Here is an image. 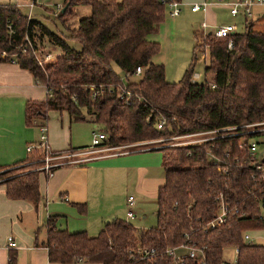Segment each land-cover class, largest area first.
Returning a JSON list of instances; mask_svg holds the SVG:
<instances>
[{"label":"trees","instance_id":"trees-1","mask_svg":"<svg viewBox=\"0 0 264 264\" xmlns=\"http://www.w3.org/2000/svg\"><path fill=\"white\" fill-rule=\"evenodd\" d=\"M76 4L88 5L90 12L70 26L65 21ZM62 7L56 18L67 29L66 37L79 44L78 49L39 20L27 18L15 3H0V61L14 56L19 67L45 86L43 100H26V123L44 121L49 110H65L73 121L99 125L106 135L101 145L108 146L228 126L243 132L157 148L163 181L156 189L153 226L137 228L113 218L95 235H88L84 230L57 228L54 215L48 216L44 240L47 259L63 263L171 264L165 249L192 243L202 248L206 264H225L221 258L225 246L237 247L233 264H264V242L242 239L244 229L264 227V218L259 217L260 206L253 197L257 193L253 190L259 187L249 176L252 169L241 166L248 141L264 132H246L242 127L264 121V31L254 30L245 20L244 30L231 34V48L226 47V37L205 33L207 61L203 70L209 79L192 80L193 52L181 78L167 81L163 65L151 60L159 49L158 42L147 39L164 17L166 8L160 0H63ZM25 34L37 51H43L47 40L59 48V53L39 65L27 45L24 52L21 50L26 44ZM112 63L123 71L126 82ZM136 66L141 67L140 74L136 80H128ZM90 85L108 86L112 91L91 97ZM118 85L130 92V100L117 97ZM160 120L161 128L157 129ZM224 150L229 151L228 156L222 155ZM34 151L32 161L41 164L43 153L33 148L24 160L10 166L16 169L0 181L7 198L38 202V173L42 169L18 167ZM210 155L219 161L214 163ZM217 166H224L226 172ZM3 169L8 167L0 166ZM218 194L237 212L229 213L224 223L209 227L206 222L216 211ZM142 246L154 248L151 258L139 259L135 251ZM14 263L15 251L9 250L6 264ZM182 264L197 263L185 258Z\"/></svg>","mask_w":264,"mask_h":264},{"label":"crops","instance_id":"crops-1","mask_svg":"<svg viewBox=\"0 0 264 264\" xmlns=\"http://www.w3.org/2000/svg\"><path fill=\"white\" fill-rule=\"evenodd\" d=\"M199 1L179 0V11L184 4L191 13L202 14L200 23L205 21V25L198 24L199 29L196 31L199 40L200 35L209 32L214 25L231 24L227 21L215 22V9L224 10L232 20L239 17L236 24L232 22L234 31L240 26V19H247L254 30L255 23L264 20V7L258 5L253 6L251 14L245 18L240 14L231 15L225 3H208L204 9L191 10L190 6ZM167 30L168 26L162 27L160 21L156 30L147 35V39L158 42L162 32ZM158 53L159 49L151 57L152 62L159 63ZM43 92L45 97V86L37 82L28 70L19 67L16 62L0 61V166L7 168L24 160L28 155L26 146L36 142L39 121L26 123L24 106L28 99H42ZM77 121L87 122L86 128L89 129L91 122L73 121L65 110L47 112L43 122L51 151L61 152L80 147L75 133L79 126L77 124H80L75 123ZM160 159L157 148H145L87 158L80 163L73 159L62 160L49 172L42 170L38 173L40 198L35 204L23 199L7 198L4 186L0 183V264L7 263L9 250L15 251L14 264H100L49 261L44 246L47 217L54 215L57 228L84 230L88 235H95L105 222L113 218L129 222L139 213V219H143V206L155 205L156 189L163 181ZM127 195L133 197L131 209L134 215L130 218L125 215ZM119 211H124V215L116 216ZM8 235L13 237L14 247H7Z\"/></svg>","mask_w":264,"mask_h":264},{"label":"rangeland","instance_id":"rangeland-1","mask_svg":"<svg viewBox=\"0 0 264 264\" xmlns=\"http://www.w3.org/2000/svg\"><path fill=\"white\" fill-rule=\"evenodd\" d=\"M29 0H0V3H16L20 8L21 12L27 13V7L24 6V3L28 2ZM63 0H35L31 7V18L39 20L42 24H44L51 32L55 33L58 36H61L63 39L66 40L68 44L73 46L74 48L78 49L79 44L76 41L71 40L70 38L66 37L67 29L61 22L53 15L51 12L52 4L59 2L62 3ZM46 9H45V8ZM71 14L69 15L68 19L65 23H68L70 26H74L77 23L78 18L88 15L90 12V8L86 4H76L71 6L70 8ZM215 22H235L236 19L228 18L225 14L224 10L215 9ZM202 14L199 12L191 13L189 11V7L185 6L184 4L180 6L179 13L174 16L170 17L167 13V10L164 11V17L162 19V27L168 26V30L162 32L160 35V39L158 41L159 46V53L157 59H159V63L163 65L164 68V76L167 81H176L183 75L184 70L188 67L189 63L191 62V56L194 52L196 55V59L192 65L191 75L193 76L194 81L200 82L203 81L204 78L209 79V74L204 73V65L207 61V50L203 44L204 35H199L196 30L199 29L198 24L202 21ZM247 20V19H246ZM205 22V21H203ZM236 32H240L244 30V23L245 20H239ZM234 24V23H233ZM254 28L258 31H264V20L260 22H256ZM197 39V41H196ZM199 40V41H198ZM50 49L54 54L59 53V48L50 43L49 41L44 42V49ZM194 48V49H193ZM112 68L115 72L119 75L123 82H126L125 75L123 71L115 64L112 63ZM128 80H136L137 76L130 75L127 77ZM44 98V92H43ZM42 98V99H43ZM40 99V100H42ZM75 123L79 125L75 131L76 135L78 136L79 145L84 146L82 149L89 148L90 140H91V132L94 128L96 130L99 129V125L92 126V123L89 124V129L86 128L87 122L77 121ZM82 123V124H81ZM88 133V135H86ZM89 141L87 142V140ZM186 138L177 137V135H169L165 137H157L154 139H149L145 141L139 142H127L118 144L114 149L109 151H102L100 153H93V154H78L79 152L76 150H67L58 152L55 155L58 157L52 162H60L62 160L73 159V161L80 157H90L91 156H99L103 153H112L118 152L119 150H128V149H145L151 148L155 149L161 146L166 145H179V142L185 140ZM251 140L257 141L259 143L264 142V132L255 135L251 138ZM258 150L260 147L258 146ZM40 151V150H35ZM30 154V156L23 162V166L18 167H26L31 170H38L41 169L43 162L40 164L39 162L32 161L34 158V153ZM80 163V162H79ZM9 169V170H8ZM8 169L0 170V181L6 176H8L15 167H8ZM9 173V174H8ZM159 173L162 175L161 169H159ZM8 174V175H6ZM106 205L109 206V203L106 202ZM155 208L156 205L147 204L143 206V211L145 213V217L143 219H139V213H136V217L129 222L136 226V227H150L155 224ZM124 212V211H123ZM123 212L119 211L116 213V216L124 215ZM114 216V215H113ZM243 231H247V234L252 237L253 243H262L264 242V227L261 228H247ZM242 231V233H243ZM46 238V237H45ZM175 253H178L179 250L182 252H186V247H176ZM221 258L225 264H233L235 260V252L233 246H225L221 252Z\"/></svg>","mask_w":264,"mask_h":264},{"label":"built area","instance_id":"built-area-1","mask_svg":"<svg viewBox=\"0 0 264 264\" xmlns=\"http://www.w3.org/2000/svg\"><path fill=\"white\" fill-rule=\"evenodd\" d=\"M161 3L165 5V8L167 10V13L170 17H174L178 14L179 12V0H160ZM15 3V2H14ZM35 3V0H29L28 2L24 3V6L27 7V13H25L26 17L29 18L31 17V7ZM208 3H225L228 8H229V13L231 15L235 14H240L243 17H247L251 14V8L255 5L264 7V0H232L229 2H224L223 0H200L199 2H195L190 6L191 10H197V9H204L205 5ZM18 9V5L15 3ZM52 9L51 12L55 17L61 12L62 9V3L56 2L51 5ZM21 11V10H20ZM201 26H204V22L200 23ZM234 31V25L232 24H217L212 27L210 30V33L213 36L217 37H226L227 42H226V47L231 48L232 46V36L231 34ZM204 35V34H202ZM23 41H25L26 44L23 45L21 50L24 52L25 47L27 45V48L30 49L32 55L34 56L36 62L41 65L45 61H50L54 59V53L48 48L44 49L42 52L37 51V49L32 45L31 41L25 34L23 36ZM2 55L4 52L1 53ZM9 61L15 62L14 56H11L9 58ZM141 72V67L136 66L132 72L133 76H138ZM89 91L91 92V97H95L102 91L106 90L107 92H111V88L108 86H95V85H90L88 87ZM117 91V97L122 99L123 101H128L130 100L131 94L130 92L124 87V85H118L116 88ZM162 121H158L156 123V128H161ZM94 126H96L94 124ZM242 127L245 128L246 132H256V131H263L264 130V121H258V122H253V123H248L244 124ZM235 127L228 126V127H223L220 129H208V130H201V131H194V132H189L185 134H180L177 135V137L181 138H186L185 140L179 142V144H187V143H194V142H200L204 140H209L213 139L218 136H226V135H232V134H238L243 131H233ZM37 129H38V137L35 143L33 144H28L26 146V151H30L33 148H40L42 153H43V165L41 167L42 170L49 172L50 167H54L57 163L59 162H52V160L56 159L58 155H55L57 153H53L49 149L48 143H47V134H46V126L45 123L38 122L37 123ZM91 140L89 144V148L87 149H79L77 150L79 153L78 154H93V153H100L102 151H109L111 149L116 148L117 146L120 145H114V146H108V145H101L102 140L106 137L105 133L101 131L100 129L96 130L94 128L91 132ZM242 143H238V147H241ZM258 146L260 147V150H258ZM131 150H138L137 148L135 149H126V150H119L118 152H112V153H103L101 155H108V154H116V153H126ZM99 155V156H101ZM223 156H228L229 151L224 150L222 152ZM264 155V142L259 143L254 140H249L247 143L246 147V156L242 158V165L243 167L246 168H251L252 171L250 173V178L252 179V183L256 184L259 187V189H254L253 191H257L256 194L253 193L254 199L258 200L259 206H260V212H259V217L264 218V163L262 162V157ZM99 156H91V157H99ZM90 158V157H88ZM84 159H87V157H78L74 161H82ZM210 159L214 162L217 163L219 161L218 157L210 155ZM217 170L221 171L222 173L226 172V168L223 166H217ZM255 188V187H253ZM127 209L125 212V215L127 218L133 217L134 213L131 209V205L133 203V197L132 195H127ZM237 212V209L235 207L229 208L228 204L226 203L225 199L221 194H218L216 196V211L214 215L206 222V226L213 227V226H218L222 223L225 222L226 216L229 213L235 214ZM239 214H243L242 211H239ZM187 238V237H186ZM188 239V238H187ZM242 239L246 242H252V237H250L247 234V231H243L242 233ZM7 240V247L11 248L14 247L15 241L11 235H8L6 237ZM185 246L186 252H178L175 253V250L177 249L176 247H181ZM234 252H237V247H233ZM136 255L139 257V259H148L151 258L152 255L155 253L154 248L152 247H138L136 249ZM165 252L170 255L171 257V264H182L185 258H191L196 261L197 264H206L205 262V255L204 252L202 251V248L194 246V244L190 243H179L174 246H169L165 249Z\"/></svg>","mask_w":264,"mask_h":264},{"label":"water","instance_id":"water-1","mask_svg":"<svg viewBox=\"0 0 264 264\" xmlns=\"http://www.w3.org/2000/svg\"><path fill=\"white\" fill-rule=\"evenodd\" d=\"M64 7H62L61 12L63 11Z\"/></svg>","mask_w":264,"mask_h":264}]
</instances>
